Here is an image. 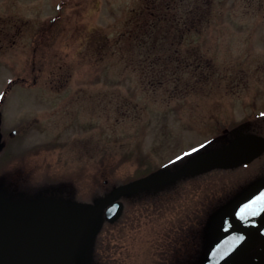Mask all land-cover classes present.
<instances>
[{
  "label": "rangeland",
  "instance_id": "obj_1",
  "mask_svg": "<svg viewBox=\"0 0 264 264\" xmlns=\"http://www.w3.org/2000/svg\"><path fill=\"white\" fill-rule=\"evenodd\" d=\"M212 1L198 41L183 47L201 50L213 77L187 90L183 79L147 83L127 39L143 0H0V196L33 213L48 201L89 205L244 132L264 136V0ZM263 191L264 154L121 197L117 220L102 213L73 238L71 263L88 256L100 226V264L185 262L209 204L228 203L230 224ZM72 224L56 222L58 237ZM13 234L0 217V245ZM255 256L244 264H264V241Z\"/></svg>",
  "mask_w": 264,
  "mask_h": 264
},
{
  "label": "water",
  "instance_id": "obj_2",
  "mask_svg": "<svg viewBox=\"0 0 264 264\" xmlns=\"http://www.w3.org/2000/svg\"><path fill=\"white\" fill-rule=\"evenodd\" d=\"M264 152V136L246 132L218 148L203 151L178 168L176 173H154L115 186L93 204L48 201L33 213L29 208L16 207L0 196V217L6 218L17 229L10 245H0V264H72L70 248L73 238L82 228L96 220L105 208L104 216L114 221L123 210L119 198L138 189L171 180L178 175L188 176L215 168H234L249 163ZM259 199V213L227 224L208 255L212 264H233L240 256L264 238V191L249 203ZM72 222L71 230L62 237L56 222Z\"/></svg>",
  "mask_w": 264,
  "mask_h": 264
},
{
  "label": "trees",
  "instance_id": "obj_3",
  "mask_svg": "<svg viewBox=\"0 0 264 264\" xmlns=\"http://www.w3.org/2000/svg\"><path fill=\"white\" fill-rule=\"evenodd\" d=\"M212 6V0H143L142 9L134 20L130 32L127 33V39L140 54V62L148 84L162 86L166 83H179L184 80L188 83L185 84L188 86L187 90H191L193 87L198 88L194 83H190L193 82L192 79H197L202 83L211 80L213 72L205 71L207 66L202 64L206 57L203 52L198 48L188 50L183 46L193 45L198 41L194 31L198 30L207 20ZM165 171L172 172L170 167H167ZM181 178L183 176L178 175L174 181L167 180L163 183L170 184ZM153 187L137 190L124 195V197L133 196L132 194L136 192ZM18 195L23 196L24 193ZM28 195L31 199L41 197L39 192H29ZM28 195L26 196L28 197ZM238 198L232 199L231 203H238ZM227 205L228 203H220L217 206V202L209 204L210 210L204 212L199 221L200 226L191 235L192 239L196 240V244L191 249L194 257L185 258V262L182 260L177 264H212L208 261V255L226 228L225 215L226 211L230 209ZM221 208L223 212H220ZM104 221L106 220L104 219ZM93 229L88 232L92 240V250H89L88 256L83 257L82 260L74 258L73 264L81 262L100 264L101 260L97 258L99 251L96 250L95 238L101 230V226L99 231ZM180 246L175 245V251L181 250ZM256 248L247 251L238 264L247 263L246 259L248 258L249 261L251 257L256 260ZM101 253L107 255L105 250Z\"/></svg>",
  "mask_w": 264,
  "mask_h": 264
},
{
  "label": "snow or ice",
  "instance_id": "obj_4",
  "mask_svg": "<svg viewBox=\"0 0 264 264\" xmlns=\"http://www.w3.org/2000/svg\"><path fill=\"white\" fill-rule=\"evenodd\" d=\"M259 199L260 198L241 207L238 212V216L244 219L247 218L248 216L257 215L259 213V209L257 208V205L259 204Z\"/></svg>",
  "mask_w": 264,
  "mask_h": 264
},
{
  "label": "flooded vegetation",
  "instance_id": "obj_5",
  "mask_svg": "<svg viewBox=\"0 0 264 264\" xmlns=\"http://www.w3.org/2000/svg\"><path fill=\"white\" fill-rule=\"evenodd\" d=\"M40 31H41V33H42L43 35L46 34V32H45V28L40 29ZM34 65H35V64H34Z\"/></svg>",
  "mask_w": 264,
  "mask_h": 264
}]
</instances>
